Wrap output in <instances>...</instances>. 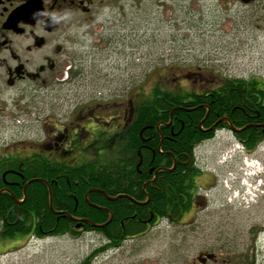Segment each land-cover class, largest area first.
Segmentation results:
<instances>
[{
  "label": "rangeland",
  "instance_id": "1",
  "mask_svg": "<svg viewBox=\"0 0 264 264\" xmlns=\"http://www.w3.org/2000/svg\"><path fill=\"white\" fill-rule=\"evenodd\" d=\"M78 31L72 35L73 60L65 69L77 72L79 81L65 87L60 100L28 104V99L16 100L8 93L0 101V150L15 142L41 140L38 118L51 102L59 101L56 114L68 118L75 109L95 103L107 110L122 107L127 89L147 94L156 83L188 92L200 76L264 82V8L259 4L127 0L123 7L106 10L89 29ZM186 76L189 81L182 80ZM114 133L92 129L71 148L86 159L89 149H99ZM97 151L90 156L107 154ZM193 154L206 171L200 183L207 190L200 193L204 201L181 223L158 220L118 247L109 246L95 231L77 238H0V264H264V193L245 197L254 179H260L264 189V140L246 153L230 133L218 132L196 145ZM256 170L257 177L251 178Z\"/></svg>",
  "mask_w": 264,
  "mask_h": 264
},
{
  "label": "trees",
  "instance_id": "2",
  "mask_svg": "<svg viewBox=\"0 0 264 264\" xmlns=\"http://www.w3.org/2000/svg\"><path fill=\"white\" fill-rule=\"evenodd\" d=\"M213 92L212 99L224 100L225 113L232 116L236 126L247 121L241 122L231 109L250 110L253 108L252 93H259L256 107L264 121V100L260 101L264 97V83L261 81L225 78ZM190 95L163 83L154 84L149 95L135 103L130 124L115 132L113 139L106 141L103 147L99 145L98 150L107 152L103 157L80 162H70L67 158L58 162L33 152L24 158H1L0 191L5 181L14 180L19 185L0 192V238H43L64 234L77 238L84 232L95 231L109 246L118 247L125 239L142 234L147 223L152 225L156 219L166 218L171 209L176 211V199L179 205L187 207L191 201L181 195L187 196V189L194 183L192 169L177 165L162 172V179H153V173L162 161L166 168L172 165L169 157L158 158L159 132L155 126L159 120L167 121L173 108V113H179L185 127L172 138L173 141L162 144L161 149L181 156L182 152H189L195 146L197 140L192 139L194 135L188 126L186 112L178 107L188 106L185 101ZM160 130L163 135H169L164 128ZM253 131L248 129L244 134ZM148 137L150 140L144 143L142 139ZM257 144L254 137L244 142L248 152ZM110 215L112 218L106 223ZM83 219L101 226L94 227Z\"/></svg>",
  "mask_w": 264,
  "mask_h": 264
},
{
  "label": "flooded vegetation",
  "instance_id": "3",
  "mask_svg": "<svg viewBox=\"0 0 264 264\" xmlns=\"http://www.w3.org/2000/svg\"><path fill=\"white\" fill-rule=\"evenodd\" d=\"M126 1L0 0V101H4V97L10 92L15 94L16 100L28 99V104L52 97L58 100L62 99L65 87L79 81L77 72H72V74L70 72L69 74L65 69L66 62L73 60V45L75 43L73 36L78 35L79 29H89L93 21L103 15L106 10L111 12L112 9L123 7ZM242 1L246 4H259L260 7L264 8V0ZM40 13H56L60 16L68 13V15L53 22L50 15H40ZM188 79L189 76L182 77L184 81H189ZM252 79L256 80V78ZM193 81L195 88L188 91L191 95L185 101L188 106L178 107L186 112L189 121L188 126L194 135L192 139L197 140L195 145L198 146L212 140L218 132L230 133L233 139L244 149V142L249 141L252 137L257 138L258 143L264 140V121L256 107L260 97L259 93H252L254 99L250 101L253 108L250 110L242 107L231 109V113L235 114L241 122L247 121L241 126H236L231 119L232 116L230 117L225 113L224 100L219 99V97L217 100L212 99L214 92L220 95V92H213V90L224 79L212 75L211 78L205 79L200 76ZM167 87L171 88V85ZM123 94L126 102L121 104L122 107L117 106L107 110L104 109L107 106L95 103L93 106L86 105L75 109L68 118L60 113L56 114L59 101L50 104L46 102L51 107L43 118H38L41 122L40 128L43 130L42 139L37 142H15L5 146L0 150V159L24 158L32 155L33 152L43 154L58 162H64L67 158L70 162L95 158L90 156V151L93 150V154H97V148L89 149L88 158L83 159V157L76 156L71 146L76 141L81 142L92 129L117 132L126 128L134 116L135 103L143 101L149 93L130 94V90L127 89V93ZM263 100L264 97L260 101ZM216 101L218 102L215 103ZM120 107L121 116L117 113ZM0 109L3 108L0 106ZM174 109L170 111L167 121L159 120L155 126L159 132L158 158L169 157L172 165L171 168H166L162 161L154 171L153 179L158 177L162 179V172H166L167 169L172 170L177 165L192 169L191 177L194 183L187 189V196L181 195L183 198H188L191 203L187 207H183L179 205V201L175 197L174 206H177L178 209L176 211L171 209L166 218H158L154 222L168 220L181 223L187 212L199 204L198 201L202 199L200 194L202 190H207L201 185L203 183H200V180L204 179V172L206 171L198 164L193 154L194 149L189 152H182L181 156L161 149L162 144L173 141L172 138L177 137L185 127L179 113H173ZM114 112L117 114L116 116H114ZM161 127L169 131V135H163L160 132ZM248 129H254V131L244 134ZM114 134L107 141H111ZM142 140L144 143L148 142L150 137ZM105 143L106 141H103L100 145L103 146ZM245 152L249 153L246 149ZM152 153L154 156L155 153ZM21 167L22 163L17 167L19 173ZM19 173L18 175L21 176ZM18 185L19 183L14 180L5 181L0 192L3 190L10 191L11 188L14 189ZM146 225L149 226L148 223Z\"/></svg>",
  "mask_w": 264,
  "mask_h": 264
},
{
  "label": "water",
  "instance_id": "4",
  "mask_svg": "<svg viewBox=\"0 0 264 264\" xmlns=\"http://www.w3.org/2000/svg\"><path fill=\"white\" fill-rule=\"evenodd\" d=\"M233 130H235V129H233ZM235 131H238V130H235ZM138 165H139V163H138ZM137 165V166H138ZM171 169H167V171H170ZM31 181H34V180H31ZM31 181H29V182H31ZM42 181V180H41ZM28 183H26L25 184V186L27 185ZM25 186H24V190H25ZM103 194H105L104 192H102ZM109 199H112V198H109ZM49 203H50V208H51V197H50V199H49ZM71 219H73L71 216H69ZM111 218H112V215H110V217H109V220L106 222V223H108V222H110V220H111ZM82 221H84V222H88V223H90L92 226H94V227H100L101 225H97V224H94V223H91L89 220H87V219H83ZM104 225V224H103ZM102 225V226H103Z\"/></svg>",
  "mask_w": 264,
  "mask_h": 264
},
{
  "label": "clouds",
  "instance_id": "5",
  "mask_svg": "<svg viewBox=\"0 0 264 264\" xmlns=\"http://www.w3.org/2000/svg\"><path fill=\"white\" fill-rule=\"evenodd\" d=\"M40 15H50L53 22L58 21L68 15V13H64L63 16L57 15L56 13H40Z\"/></svg>",
  "mask_w": 264,
  "mask_h": 264
}]
</instances>
